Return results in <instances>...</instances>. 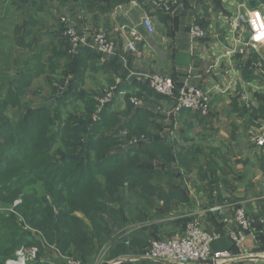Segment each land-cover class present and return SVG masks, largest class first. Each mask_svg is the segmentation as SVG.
<instances>
[{
    "label": "crops",
    "instance_id": "1",
    "mask_svg": "<svg viewBox=\"0 0 264 264\" xmlns=\"http://www.w3.org/2000/svg\"><path fill=\"white\" fill-rule=\"evenodd\" d=\"M158 1L0 0V103L10 100L3 114L14 121L29 109L44 110L57 126L69 116L86 117L104 89L122 80L118 90H130L145 103L135 109L128 95L116 93L108 116L125 125L133 121L130 126L139 130L131 138L120 131L113 151L138 147L142 138L147 149L167 147L176 157L158 153L154 172L133 187L122 186L120 199L109 202L112 209L104 214L108 239H96L82 264H151L141 257L150 241L182 234L201 210L207 211L203 227L219 234L212 251L230 248L235 254L217 264H264V145L256 141L264 132V41L254 42L250 24L238 26L240 15L257 11L264 18V0H221L217 8L214 0ZM144 14L156 30L139 28L138 52L131 51L121 26L139 27ZM63 16L84 31L106 30L117 53L83 47L70 56ZM195 23L205 31L202 39L190 32ZM152 73L210 91L211 113L175 112L167 97L149 89L145 78ZM221 203L230 217L243 205L259 220L260 232H248L236 245L235 224L208 210ZM43 245V259L63 263L55 245Z\"/></svg>",
    "mask_w": 264,
    "mask_h": 264
},
{
    "label": "trees",
    "instance_id": "2",
    "mask_svg": "<svg viewBox=\"0 0 264 264\" xmlns=\"http://www.w3.org/2000/svg\"><path fill=\"white\" fill-rule=\"evenodd\" d=\"M8 101L0 103V264H7L23 244L43 250L45 243L82 262L96 239H108L104 214L112 209L109 202L120 199L122 186L133 187L142 175L154 172L152 158L158 153L167 160L176 158L167 147L161 152L147 149L140 134L138 147L115 153L120 131L131 138L139 130L130 126L133 121L125 125L108 116L115 101L99 121L93 120L97 99L86 117L69 116L57 126L44 110L29 109L12 121L3 114ZM128 105L135 108L129 99ZM31 264L50 263L38 259Z\"/></svg>",
    "mask_w": 264,
    "mask_h": 264
},
{
    "label": "built area",
    "instance_id": "3",
    "mask_svg": "<svg viewBox=\"0 0 264 264\" xmlns=\"http://www.w3.org/2000/svg\"><path fill=\"white\" fill-rule=\"evenodd\" d=\"M163 0H159L157 5L165 6ZM238 26L250 24L253 29V40L255 43L264 41V18L257 11L252 13L251 17L240 15ZM61 23L64 27V34L68 37L70 55L79 53L82 47L91 48L103 55L117 53L116 43L108 35L104 29L84 31L71 22L68 16L61 17ZM139 28L144 29L146 33L152 34L156 27L152 17L144 14L139 27H130V25H122L121 31L123 37L127 40V48L131 51L138 52L137 41L140 39ZM190 32L194 38L202 39L205 37L203 27L195 23ZM145 81L149 87L157 94L167 97L173 104L175 112L182 110H190L201 115H209L212 111V96L210 91L203 87L183 83L177 85L172 77L152 73L147 75ZM111 85L104 89L102 95L98 97L97 110L93 115L94 121L101 119V113L104 108L114 102L116 93L119 95H128V99L135 108L144 106L145 99L130 90H118V84ZM259 145H264V132L256 138ZM21 202L16 200L15 205ZM221 213L223 219L227 223L235 224L231 232V237L236 245H242L247 237V233H256L258 231V219L254 218L243 205L234 207L233 216H228L225 203L215 205L208 209ZM206 210H201L195 214L186 224L182 234L172 238H155L150 241L149 246L142 253L141 257L150 260L154 264L156 261H167L174 264H193V263H209L214 264L226 262L235 256L232 249H225L214 252L211 249V242L219 234L213 233L205 229L202 225V218L206 215ZM28 228H30L28 226ZM41 249L36 245H21L14 254V257L7 259V264H31L40 259ZM58 257L62 259L61 264H82V262L73 256L63 254L60 250H56ZM48 261V260H47ZM50 262V261H49Z\"/></svg>",
    "mask_w": 264,
    "mask_h": 264
},
{
    "label": "rangeland",
    "instance_id": "4",
    "mask_svg": "<svg viewBox=\"0 0 264 264\" xmlns=\"http://www.w3.org/2000/svg\"><path fill=\"white\" fill-rule=\"evenodd\" d=\"M220 1L221 0H214V1H212L213 2V7H215V8H217V6H218V4H220ZM250 1V0H249ZM60 20H61V18H60ZM211 94V93H210Z\"/></svg>",
    "mask_w": 264,
    "mask_h": 264
},
{
    "label": "water",
    "instance_id": "5",
    "mask_svg": "<svg viewBox=\"0 0 264 264\" xmlns=\"http://www.w3.org/2000/svg\"><path fill=\"white\" fill-rule=\"evenodd\" d=\"M209 263H211V264H212L213 262H209Z\"/></svg>",
    "mask_w": 264,
    "mask_h": 264
}]
</instances>
